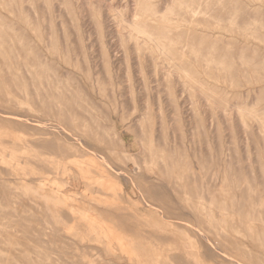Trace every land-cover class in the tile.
I'll list each match as a JSON object with an SVG mask.
<instances>
[{"label":"rangeland","instance_id":"obj_1","mask_svg":"<svg viewBox=\"0 0 264 264\" xmlns=\"http://www.w3.org/2000/svg\"><path fill=\"white\" fill-rule=\"evenodd\" d=\"M0 264H264V0H0Z\"/></svg>","mask_w":264,"mask_h":264},{"label":"bare ground","instance_id":"obj_2","mask_svg":"<svg viewBox=\"0 0 264 264\" xmlns=\"http://www.w3.org/2000/svg\"><path fill=\"white\" fill-rule=\"evenodd\" d=\"M150 38V37H149Z\"/></svg>","mask_w":264,"mask_h":264}]
</instances>
